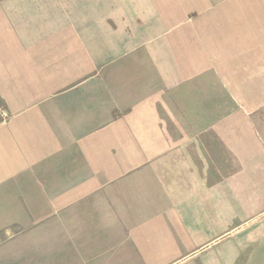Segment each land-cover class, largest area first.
Returning <instances> with one entry per match:
<instances>
[{
    "label": "crops",
    "instance_id": "obj_1",
    "mask_svg": "<svg viewBox=\"0 0 264 264\" xmlns=\"http://www.w3.org/2000/svg\"><path fill=\"white\" fill-rule=\"evenodd\" d=\"M107 7L0 0V264H236L242 254V264H264V219L222 239L236 221L230 202L183 198L188 188L168 186L151 164L123 176L110 168L111 157L128 170L142 162L139 145L151 147L142 121L166 81L146 70L124 27L108 24ZM114 177L123 195L101 204L125 219L50 217L109 194ZM23 210L43 217H17ZM28 225L39 227L13 237Z\"/></svg>",
    "mask_w": 264,
    "mask_h": 264
},
{
    "label": "rangeland",
    "instance_id": "obj_2",
    "mask_svg": "<svg viewBox=\"0 0 264 264\" xmlns=\"http://www.w3.org/2000/svg\"><path fill=\"white\" fill-rule=\"evenodd\" d=\"M89 1L108 5V24L124 27L125 40L141 44L148 56L146 70L161 77L159 84L162 77L166 81L153 95L160 102L157 113L142 121L151 147L136 140L142 162L128 170L118 157H111L110 168L123 176L151 164L149 169L162 171L167 185L172 181L188 188L183 198L196 191L188 198L203 195L212 203L220 201L221 209L230 202L236 221L222 239L264 219V0ZM149 45L155 46L149 51ZM116 49L119 57L132 55ZM128 132L135 137L130 127ZM115 183L109 194L83 195L85 206L47 213L59 218L125 219L129 211L107 210L101 204L123 195L113 193ZM126 195L125 200L132 201L134 195ZM17 217L43 215L23 210ZM38 227L14 226L13 237ZM244 256L239 255L236 264H242Z\"/></svg>",
    "mask_w": 264,
    "mask_h": 264
}]
</instances>
